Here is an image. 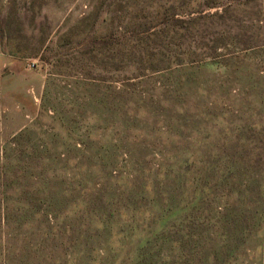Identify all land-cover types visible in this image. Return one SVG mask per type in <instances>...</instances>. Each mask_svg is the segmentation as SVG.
I'll list each match as a JSON object with an SVG mask.
<instances>
[{"label": "rangeland", "instance_id": "374dc122", "mask_svg": "<svg viewBox=\"0 0 264 264\" xmlns=\"http://www.w3.org/2000/svg\"><path fill=\"white\" fill-rule=\"evenodd\" d=\"M0 264H264V0H0Z\"/></svg>", "mask_w": 264, "mask_h": 264}]
</instances>
